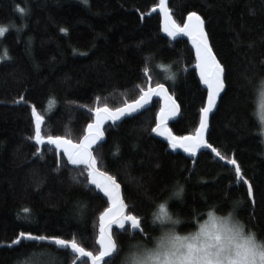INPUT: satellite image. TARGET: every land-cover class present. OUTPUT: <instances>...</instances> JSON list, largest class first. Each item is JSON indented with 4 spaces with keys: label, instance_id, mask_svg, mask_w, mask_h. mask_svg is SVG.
<instances>
[{
    "label": "trees",
    "instance_id": "1",
    "mask_svg": "<svg viewBox=\"0 0 264 264\" xmlns=\"http://www.w3.org/2000/svg\"><path fill=\"white\" fill-rule=\"evenodd\" d=\"M158 2L88 0L85 5L82 0H0V25L9 28L0 38V54L7 49L10 57L0 62V264H22L32 251H40L28 240L11 245L22 231L76 239L95 252L99 215L108 207L104 194L87 183L83 166L62 163L56 170L57 153L48 147L43 149V159L33 155L36 146L28 139L34 134L32 106L45 117V132L77 142L95 118L89 109L98 103L122 107L138 98L140 87L147 88L143 68L145 57L151 56L152 85L164 83L179 106L168 128L176 136L195 133L207 89L195 68L190 41L163 34L161 14L152 11ZM166 4L179 24L191 11L206 22L209 44L226 67V82L208 114L205 137L237 160L254 195L249 197L247 186L236 180L234 166L210 149L191 157L181 148L172 149L166 138L152 131L161 107L157 96L136 113L102 126L103 139L93 146L99 167L116 177L126 211L142 217L150 235L158 234L151 225L156 204L168 201L173 217L181 220L177 226L181 234L193 231L194 218L206 219L215 207L218 215L234 210L264 239L260 135L264 0H166ZM17 6L25 9L24 15ZM169 72L176 74L175 83L166 79ZM179 185L184 192L177 198L173 193ZM125 229L130 230V224ZM112 232L124 249L141 238L115 226ZM45 248L55 264L86 260L70 248L47 243Z\"/></svg>",
    "mask_w": 264,
    "mask_h": 264
},
{
    "label": "snow or ice",
    "instance_id": "2",
    "mask_svg": "<svg viewBox=\"0 0 264 264\" xmlns=\"http://www.w3.org/2000/svg\"><path fill=\"white\" fill-rule=\"evenodd\" d=\"M82 2L88 4V0ZM17 11L21 15L25 14V9L20 6H17ZM152 11L156 9L153 8ZM159 11L163 15V31L167 36L173 39L180 35L186 36L195 50V68L198 70L200 82L207 89V104L200 109L199 127L194 134L185 136H176L168 128L167 121L170 116L176 114L179 106L164 83L157 82L152 85L153 76L148 67L152 60L151 56L145 57L143 68L147 88L140 87L138 98L130 103L125 101L122 107L112 109L106 103L103 106H99L98 103L95 109H89L94 112L95 120L87 125L83 137L77 142L66 136L45 132L42 127L45 117L37 112L35 106H32L34 134L28 139L34 141L36 146L33 155L43 159V149L48 147L49 150L57 153L56 170L60 169L62 163L83 166L81 172H87V183L94 185L108 197L109 207L99 215V234L96 241L99 247L95 252L86 250L76 239L33 235L22 231L11 245H21L24 240H28L40 247L39 252L32 251L22 264H55V258L47 251L45 243L49 246H57L59 249L70 248L77 257L87 258L81 261V264H88V261L90 264H113L117 257H120L119 264H264V239L240 221L234 210L229 211L227 215H218L213 207L206 213V219H202L200 215L194 218L196 226L193 231L181 234L177 230L181 220L173 217L169 211L168 201L160 202L156 204L158 211L152 213L151 220L153 231L158 234L150 235L145 231L143 218L126 211L127 205L120 195V184L116 177L99 167V157L95 154L93 146L103 139L102 126L105 121L111 120L115 124L121 117L144 108L153 96H158L163 100V107L159 110L152 131L157 135L165 136L173 149L181 148L191 157H195L201 149H210L221 161L234 166L236 180L247 186L249 197L254 195L253 186L245 178L237 160L223 154L205 137L208 114L216 107L217 98L224 90L226 82V67L209 44L205 20L197 12L191 11L182 24L177 23L167 7L166 0H159ZM8 31L7 26L0 25V38H3ZM21 31V28L17 29L18 33ZM60 31L66 33L67 29L61 28ZM8 59L10 57L7 49H4L0 54V62ZM166 79L175 83L176 74L169 72ZM20 99L23 100V97ZM97 101L99 102V98ZM260 121L262 125L260 135L264 137V115L260 117ZM72 179L76 183L80 182L75 176ZM183 192V186L179 185L173 195L179 198ZM113 224L124 229L129 236L139 234L141 238L129 242L124 249L114 238L111 227ZM126 224H130V230L125 229Z\"/></svg>",
    "mask_w": 264,
    "mask_h": 264
},
{
    "label": "rangeland",
    "instance_id": "3",
    "mask_svg": "<svg viewBox=\"0 0 264 264\" xmlns=\"http://www.w3.org/2000/svg\"><path fill=\"white\" fill-rule=\"evenodd\" d=\"M156 10H158L159 11V2H158V5H157V7H156ZM160 12V11H159ZM161 14V13H160ZM185 20H186V18H185ZM161 28H162V32H163V34H165L166 36H167V34L163 31V15L161 14ZM180 36H182V35H180ZM169 37V36H168ZM177 37H179V36H177ZM171 38V37H170ZM190 44H191V41H190ZM192 45V44H191ZM193 50H194V48H193ZM194 54H195V50H194ZM195 63H196V61H195ZM197 73H198V70H197ZM198 75H199V73H198ZM158 97V96H157ZM160 98V97H159ZM160 100H161V107H163V100L160 98ZM206 104H207V101H206V103H205V106H206ZM160 107V108H161ZM160 110V109H159ZM158 113H159V111L157 112V115H158ZM177 113V112H176ZM157 115H156V118H157ZM174 116V115H173ZM172 116H170L169 118H171ZM94 120H95V118L93 119V121L92 122H94ZM169 120V119H168ZM107 122H112L111 120H107V121H105V123H107ZM156 122H157V120H156ZM168 122V121H167ZM104 123V124H105ZM199 123H200V120H199ZM199 123H198V127H199ZM103 124V125H104ZM197 127V128H198ZM158 136H161V135H158ZM161 137H164V138H166L165 136H161ZM263 141H264V137H263V139H262ZM171 146V145H170ZM172 148V147H171ZM173 149V148H172ZM176 149H179V148H176ZM181 150V149H180ZM94 186V185H93ZM95 187V186H94ZM99 190V189H98ZM100 191V190H99ZM103 193V192H102ZM106 199L108 200V197H106ZM108 207H109V203H108ZM112 226H115V227H118L116 224H113ZM111 226V227H112ZM97 227H98V234H99V221H98V225H97ZM99 246V245H98ZM77 258H79L80 259V257H77ZM86 260H87V258H85ZM88 264H90V261H88Z\"/></svg>",
    "mask_w": 264,
    "mask_h": 264
},
{
    "label": "water",
    "instance_id": "4",
    "mask_svg": "<svg viewBox=\"0 0 264 264\" xmlns=\"http://www.w3.org/2000/svg\"><path fill=\"white\" fill-rule=\"evenodd\" d=\"M183 36V35H182ZM184 37H186V36H184ZM187 39H188V37H186ZM189 40V39H188ZM190 41V40H189ZM166 140H167V138H166ZM183 150V149H182Z\"/></svg>",
    "mask_w": 264,
    "mask_h": 264
},
{
    "label": "bare ground",
    "instance_id": "5",
    "mask_svg": "<svg viewBox=\"0 0 264 264\" xmlns=\"http://www.w3.org/2000/svg\"><path fill=\"white\" fill-rule=\"evenodd\" d=\"M199 76V75H198ZM159 138L161 137V136H158ZM161 138H164V137H161Z\"/></svg>",
    "mask_w": 264,
    "mask_h": 264
}]
</instances>
